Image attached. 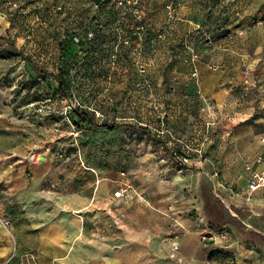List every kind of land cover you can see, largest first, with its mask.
I'll return each instance as SVG.
<instances>
[{
	"label": "rangeland",
	"instance_id": "rangeland-1",
	"mask_svg": "<svg viewBox=\"0 0 264 264\" xmlns=\"http://www.w3.org/2000/svg\"><path fill=\"white\" fill-rule=\"evenodd\" d=\"M123 1L0 0L8 23L0 24L4 142L12 145L29 121L57 146V163L105 182L91 218L105 222V234L116 218L162 226L163 214L144 210L153 205L146 181L157 171L185 205L178 214L198 227L208 264H264V191L249 195L238 183L264 155L256 131L264 0ZM243 108H254L244 122ZM123 173L129 196L117 199L113 182ZM1 216L10 232L14 223L4 218V227ZM215 234L227 240H204Z\"/></svg>",
	"mask_w": 264,
	"mask_h": 264
},
{
	"label": "crops",
	"instance_id": "crops-1",
	"mask_svg": "<svg viewBox=\"0 0 264 264\" xmlns=\"http://www.w3.org/2000/svg\"><path fill=\"white\" fill-rule=\"evenodd\" d=\"M0 17L4 28L8 25L7 17L2 13ZM262 87L264 89V84ZM215 91L216 88L212 95H217ZM258 100L257 113L263 115V119L257 121L256 131L261 141L264 138V93ZM253 109L243 108V112H248L243 115V122L252 116ZM3 112L2 109L0 113ZM19 124V132L13 136L17 139L12 145L3 140V131L7 128H0L3 140L0 141V214L14 223L10 232L0 225V264H9L12 258V264H208L207 255L202 254L200 248L198 227L185 215L178 214L185 205L176 203L177 198L168 192L171 188L159 180L157 171H151L149 182L146 181L149 185L143 192L153 205L150 203L144 210L163 214L162 226L155 228L153 223L116 218L113 231L105 234L109 228L105 222H93L91 218L99 217L93 203L107 192V184L92 173H71L65 163L56 162L57 146L45 142L43 133L29 121ZM250 125H242L241 129H251ZM33 153L40 157L39 162L30 163L28 159ZM121 176L125 175L121 174L113 182L118 188L125 183ZM247 181L248 178L238 181L239 185H246L245 193ZM170 234L172 237H167ZM172 241L179 246L175 257L169 255L167 245ZM15 245L18 247L16 255L13 253Z\"/></svg>",
	"mask_w": 264,
	"mask_h": 264
},
{
	"label": "built area",
	"instance_id": "built-area-1",
	"mask_svg": "<svg viewBox=\"0 0 264 264\" xmlns=\"http://www.w3.org/2000/svg\"><path fill=\"white\" fill-rule=\"evenodd\" d=\"M7 2L8 5L13 4L11 1L12 0H5ZM117 5L118 6H123L124 2L123 0H116ZM128 4H131L130 2H128ZM137 3H134V5H136ZM169 9V7H167ZM85 38L88 41H91L94 38V33L93 32H88L85 34ZM73 42L76 44H81L84 42V39L81 37L80 34L76 35L73 37ZM250 84V79L248 78V75H246L245 79H244V85H249ZM39 111L44 110L45 113L47 114H51L52 108L48 107V106H40ZM262 144H264V138L261 139ZM30 163H37L40 160V157L38 155H35L34 153L30 155L29 159ZM255 165H259L261 167L260 170H257V168L255 169V166H249L247 168V170L250 172V176L248 178L247 181V194L249 195H255L258 194L261 191H264V155L262 157H259L257 161H255L254 163ZM124 176V174H122ZM123 187L126 188H121L118 191L115 192V197L117 199H121V198H125L128 197L129 194L127 195V191H128V185L127 183L123 184ZM2 225L4 227H8L10 225V221L8 219H4L1 221ZM220 238V240H227V236L226 234H218V235H214V236H208L204 238V240H210L213 242H216L218 239ZM172 246V250H171V256L175 257L176 253L178 252V243L176 241H172L171 243Z\"/></svg>",
	"mask_w": 264,
	"mask_h": 264
},
{
	"label": "trees",
	"instance_id": "trees-1",
	"mask_svg": "<svg viewBox=\"0 0 264 264\" xmlns=\"http://www.w3.org/2000/svg\"><path fill=\"white\" fill-rule=\"evenodd\" d=\"M61 86H62L61 89H63L64 88V82L63 81H61Z\"/></svg>",
	"mask_w": 264,
	"mask_h": 264
}]
</instances>
